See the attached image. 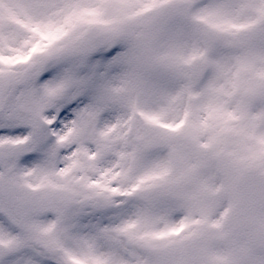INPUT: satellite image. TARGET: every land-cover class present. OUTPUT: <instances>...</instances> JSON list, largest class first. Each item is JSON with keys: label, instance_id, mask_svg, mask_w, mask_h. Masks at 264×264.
Masks as SVG:
<instances>
[{"label": "snow or ice", "instance_id": "snow-or-ice-1", "mask_svg": "<svg viewBox=\"0 0 264 264\" xmlns=\"http://www.w3.org/2000/svg\"><path fill=\"white\" fill-rule=\"evenodd\" d=\"M0 264H264V0H0Z\"/></svg>", "mask_w": 264, "mask_h": 264}]
</instances>
